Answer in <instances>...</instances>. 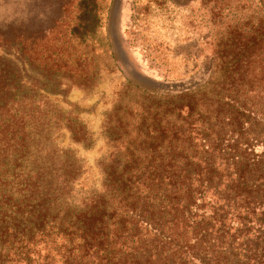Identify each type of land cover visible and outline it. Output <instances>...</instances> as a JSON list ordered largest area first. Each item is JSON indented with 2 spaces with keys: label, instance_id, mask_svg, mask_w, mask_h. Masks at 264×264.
Segmentation results:
<instances>
[{
  "label": "trees",
  "instance_id": "16d2710c",
  "mask_svg": "<svg viewBox=\"0 0 264 264\" xmlns=\"http://www.w3.org/2000/svg\"><path fill=\"white\" fill-rule=\"evenodd\" d=\"M256 31L221 38L201 86L110 119L97 188L0 62V264H264V16ZM63 122L90 145L82 121Z\"/></svg>",
  "mask_w": 264,
  "mask_h": 264
},
{
  "label": "rangeland",
  "instance_id": "374dc122",
  "mask_svg": "<svg viewBox=\"0 0 264 264\" xmlns=\"http://www.w3.org/2000/svg\"><path fill=\"white\" fill-rule=\"evenodd\" d=\"M261 16L264 0H0V29L11 22L20 34L15 43L0 39V62L60 122L54 148L76 154L79 183L97 188L99 162L115 149L107 122L145 96L204 84L221 38L245 31L253 39ZM63 119L82 121L90 145L73 141Z\"/></svg>",
  "mask_w": 264,
  "mask_h": 264
}]
</instances>
